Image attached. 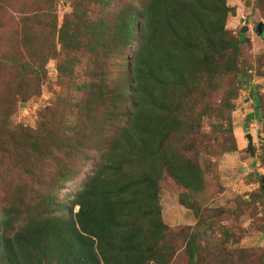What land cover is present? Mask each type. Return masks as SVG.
<instances>
[{
  "label": "rangeland",
  "instance_id": "obj_1",
  "mask_svg": "<svg viewBox=\"0 0 264 264\" xmlns=\"http://www.w3.org/2000/svg\"><path fill=\"white\" fill-rule=\"evenodd\" d=\"M221 6L222 17L210 15ZM173 11L172 26L144 13L150 27L116 56L135 28L134 0H0V245L10 230L44 226V264H70L62 228L92 162L110 158L126 122L127 57L145 50L151 63L158 44L167 59L185 60L177 80L190 72L155 104L166 136L154 139L156 199L126 220L127 239L143 249L132 261L264 264V0H173L163 14ZM209 46L223 52L198 72ZM172 157L179 181L165 169ZM59 170L73 175L60 182ZM81 243L83 264H103L112 247L106 240L99 252L94 241L91 253Z\"/></svg>",
  "mask_w": 264,
  "mask_h": 264
},
{
  "label": "trees",
  "instance_id": "obj_2",
  "mask_svg": "<svg viewBox=\"0 0 264 264\" xmlns=\"http://www.w3.org/2000/svg\"><path fill=\"white\" fill-rule=\"evenodd\" d=\"M172 2L173 0H134L135 28L125 30L123 40L116 45L118 46L115 51L116 56L120 55V49L129 42L135 30L137 35L150 27V22L146 23L144 13L150 14L157 10V15L167 17L166 23L172 26V15H175L176 12L163 14L165 11H170ZM223 7L215 8L214 13L210 15L219 13L222 17L225 13ZM138 9L142 10L140 14L136 12ZM151 35L153 32L150 30L147 36L150 42L154 43L155 39ZM156 46L157 50L161 51L151 63L143 55L145 50L137 55L134 51L131 57L129 54V56L127 55L133 84L131 89L124 91V102H129L127 103L128 107L130 105L129 108L123 110L127 111L126 122L119 128L118 140L113 142L112 148L110 151L108 150L110 158H104L102 163L95 162V160L92 162L93 166L84 188L73 199L72 204L76 205V210L73 213L69 211L65 226L62 228L61 234H64L62 245L68 249L71 257L70 264H83L78 257L79 252H82L81 242L83 240L90 243L89 251L91 253L94 241L100 252V249H103L102 245L107 240L112 247L105 252L107 255L101 253L103 264H120L124 261L123 255L127 251L130 252L125 258L127 263L123 264H136L138 262L132 261L135 256L134 252L143 251L141 246L136 245L134 239H127L126 220L127 218L132 219L139 212L145 200L152 202L156 199L155 180L160 164H157L154 159L158 150V148L155 149L154 139L165 137L166 131L163 124L159 123L157 127L155 125V104L157 98H161L169 87L180 84L183 81L181 80L183 76H187L190 72L188 68H185L182 71L184 75L181 74L180 81L177 80L173 73L177 68L183 67L185 60L170 55L167 59L162 55L167 53L166 49L158 44ZM222 52L223 50L216 51L212 46H209V52L202 54L198 72L211 69L213 60L216 61ZM123 105L126 104L122 103ZM108 151L100 156H107ZM82 157L84 161L88 159L86 155ZM108 160L111 164L106 166L104 163ZM170 161L165 169L179 181L175 158L172 157ZM95 163L96 165H94ZM103 169L104 171L101 172ZM79 170L77 169L73 173L74 175H68L64 170H59L60 182L68 181L72 175H77ZM186 170L187 168L182 166L181 171ZM182 179L180 178V180ZM258 179L260 182H264V176L260 175ZM51 202L54 205L51 211L53 213L56 209V201L52 198ZM51 217L53 218L54 214ZM43 227L29 230V227L26 226L25 229L20 230L21 235L11 228L13 230H10L9 236L4 235L0 245L1 261L6 264H44L40 256L45 251L42 247L46 248L47 235H44V230H39ZM36 250L37 253H35ZM11 257H13V261L16 259L15 263H12ZM1 261L0 264H3Z\"/></svg>",
  "mask_w": 264,
  "mask_h": 264
},
{
  "label": "water",
  "instance_id": "obj_3",
  "mask_svg": "<svg viewBox=\"0 0 264 264\" xmlns=\"http://www.w3.org/2000/svg\"><path fill=\"white\" fill-rule=\"evenodd\" d=\"M245 26H243V27H241L240 28V31L242 32L243 30H245V28H244ZM261 27H262V25H261V23H258L257 25H256V28H255V30H256V32L258 33V34H262V30H261ZM246 140H247V149L248 150H251V137H250V135H246ZM244 169V168H243ZM259 188L262 190V192L264 193V182H262L260 185H259Z\"/></svg>",
  "mask_w": 264,
  "mask_h": 264
}]
</instances>
